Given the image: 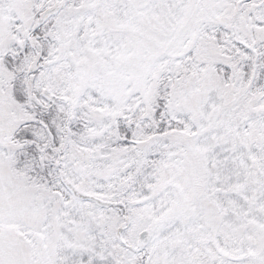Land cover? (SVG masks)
Segmentation results:
<instances>
[{"label": "snow or ice", "instance_id": "snow-or-ice-1", "mask_svg": "<svg viewBox=\"0 0 264 264\" xmlns=\"http://www.w3.org/2000/svg\"><path fill=\"white\" fill-rule=\"evenodd\" d=\"M0 264H264V0H0Z\"/></svg>", "mask_w": 264, "mask_h": 264}]
</instances>
